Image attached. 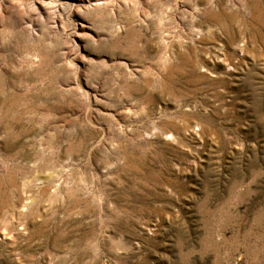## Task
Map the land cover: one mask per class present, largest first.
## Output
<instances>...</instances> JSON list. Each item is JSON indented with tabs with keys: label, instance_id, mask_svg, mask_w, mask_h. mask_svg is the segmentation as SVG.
<instances>
[{
	"label": "rangeland",
	"instance_id": "obj_1",
	"mask_svg": "<svg viewBox=\"0 0 264 264\" xmlns=\"http://www.w3.org/2000/svg\"><path fill=\"white\" fill-rule=\"evenodd\" d=\"M0 264H264V0H0Z\"/></svg>",
	"mask_w": 264,
	"mask_h": 264
},
{
	"label": "bare ground",
	"instance_id": "obj_2",
	"mask_svg": "<svg viewBox=\"0 0 264 264\" xmlns=\"http://www.w3.org/2000/svg\"><path fill=\"white\" fill-rule=\"evenodd\" d=\"M52 181V180H51Z\"/></svg>",
	"mask_w": 264,
	"mask_h": 264
}]
</instances>
